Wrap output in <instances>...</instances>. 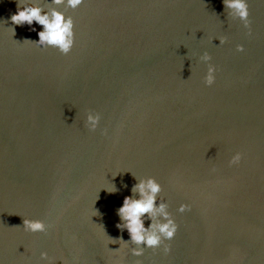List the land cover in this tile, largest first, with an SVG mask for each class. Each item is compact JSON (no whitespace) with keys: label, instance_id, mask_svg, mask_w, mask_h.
Returning a JSON list of instances; mask_svg holds the SVG:
<instances>
[{"label":"water","instance_id":"obj_1","mask_svg":"<svg viewBox=\"0 0 264 264\" xmlns=\"http://www.w3.org/2000/svg\"><path fill=\"white\" fill-rule=\"evenodd\" d=\"M60 10L74 24L66 55L31 42L42 26L13 24L15 0H0V264H45L41 251L57 264H264V0H248L250 33L223 0ZM132 174L161 184L178 225L168 254L108 244L129 239L116 209Z\"/></svg>","mask_w":264,"mask_h":264},{"label":"clouds","instance_id":"obj_2","mask_svg":"<svg viewBox=\"0 0 264 264\" xmlns=\"http://www.w3.org/2000/svg\"><path fill=\"white\" fill-rule=\"evenodd\" d=\"M15 3L16 11L10 16L13 24L19 26L27 24L32 31H36L31 27L34 21L42 26L37 32L38 40L31 42L42 48L53 47L64 55L71 51L75 39L73 19L66 11L60 10V6L64 9H76L84 3V0H15ZM223 5L227 15L234 20L238 19L250 33L248 0H223ZM12 31L14 32L13 29ZM217 39L219 44L224 42L221 38ZM243 50L242 45H237V51ZM200 59L207 64L204 84L211 86L215 82L216 69L214 65L208 63L211 60L208 52L202 53ZM100 119V113L88 111L85 126L89 131H95ZM241 158V152H234L228 160L229 166L238 165ZM132 175L136 183L132 185L131 194L125 196L122 204L116 209L120 221L116 226L121 230L126 229L129 239L127 241L119 238L110 239L108 244L118 243L119 247L111 249L112 251L127 249V252L134 257L143 256L145 249L153 251L159 249L164 254H168L171 250L168 242L174 238L178 225L168 211V203L163 199H159V203H156L161 192V184L152 176L137 178ZM101 188L108 193L118 191L115 184L109 182ZM190 208V204L182 202L178 205L177 211L183 213ZM145 214L150 221L147 227L144 224ZM23 228L28 232L43 233L47 231L48 225L42 219L24 218ZM40 257L45 264H57L46 251H41ZM135 264H141V261L136 260Z\"/></svg>","mask_w":264,"mask_h":264}]
</instances>
